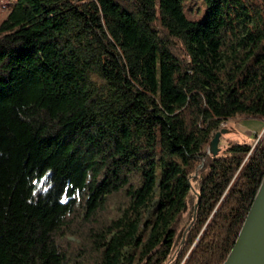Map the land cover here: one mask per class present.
Wrapping results in <instances>:
<instances>
[{
  "label": "trees",
  "instance_id": "1",
  "mask_svg": "<svg viewBox=\"0 0 264 264\" xmlns=\"http://www.w3.org/2000/svg\"><path fill=\"white\" fill-rule=\"evenodd\" d=\"M184 1L11 5L0 264H224L264 141L208 150L225 125L264 122V0H204L203 22Z\"/></svg>",
  "mask_w": 264,
  "mask_h": 264
},
{
  "label": "water",
  "instance_id": "2",
  "mask_svg": "<svg viewBox=\"0 0 264 264\" xmlns=\"http://www.w3.org/2000/svg\"><path fill=\"white\" fill-rule=\"evenodd\" d=\"M224 128V127H223ZM221 128L210 143L208 154L218 156L227 129ZM191 226L183 230L182 245ZM224 264H264V179L247 215L238 239Z\"/></svg>",
  "mask_w": 264,
  "mask_h": 264
},
{
  "label": "rangeland",
  "instance_id": "3",
  "mask_svg": "<svg viewBox=\"0 0 264 264\" xmlns=\"http://www.w3.org/2000/svg\"><path fill=\"white\" fill-rule=\"evenodd\" d=\"M15 0H0V24L4 19L7 17L9 8L11 5L14 3ZM159 1V0H157ZM184 11L186 16L196 22H203L206 19L207 15V4L204 2V0H185L184 1ZM260 121V120H259ZM262 122V121H261ZM241 121L236 120V122H233L232 124H227V131L224 134L225 137L226 135H231L235 134L238 135V141L241 143H251L254 145V134L250 135L247 133V131L244 128L237 127L236 125H240ZM228 146V143H224L222 146V150H224ZM188 218V217H187ZM191 219L188 218L186 222L183 224V227L181 228V232L188 228V225H190ZM190 253H186L185 260L188 258V255ZM184 261V260H183Z\"/></svg>",
  "mask_w": 264,
  "mask_h": 264
},
{
  "label": "crops",
  "instance_id": "4",
  "mask_svg": "<svg viewBox=\"0 0 264 264\" xmlns=\"http://www.w3.org/2000/svg\"><path fill=\"white\" fill-rule=\"evenodd\" d=\"M241 121L240 125H236L237 127H242L244 128L247 133H249L250 135L254 134V138H255V133H261L264 131V122H261L259 120H251V119H238ZM238 135L235 134H231V135H225L222 137L221 142H220V147L222 148L223 144L229 143L231 141H235L238 140Z\"/></svg>",
  "mask_w": 264,
  "mask_h": 264
},
{
  "label": "built area",
  "instance_id": "5",
  "mask_svg": "<svg viewBox=\"0 0 264 264\" xmlns=\"http://www.w3.org/2000/svg\"><path fill=\"white\" fill-rule=\"evenodd\" d=\"M264 141V131L261 133H255V138H254V145H252V151ZM252 154V152H251Z\"/></svg>",
  "mask_w": 264,
  "mask_h": 264
}]
</instances>
